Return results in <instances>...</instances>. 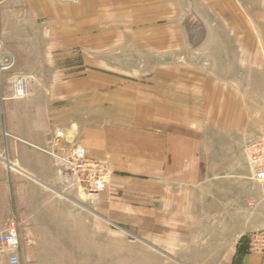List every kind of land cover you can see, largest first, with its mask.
<instances>
[{
    "label": "crops",
    "instance_id": "0c3cea01",
    "mask_svg": "<svg viewBox=\"0 0 264 264\" xmlns=\"http://www.w3.org/2000/svg\"><path fill=\"white\" fill-rule=\"evenodd\" d=\"M23 2L44 26L45 54L92 59L20 100L16 72L0 71V233L15 220L20 264L85 263V200L44 152L55 130L110 165L96 215L166 261L264 264L249 241L264 225L257 214L231 239L200 237L196 199L177 193L208 178V135L264 134V0ZM11 4L0 0V54L13 57L7 37L19 33L2 32Z\"/></svg>",
    "mask_w": 264,
    "mask_h": 264
},
{
    "label": "rangeland",
    "instance_id": "374dc122",
    "mask_svg": "<svg viewBox=\"0 0 264 264\" xmlns=\"http://www.w3.org/2000/svg\"><path fill=\"white\" fill-rule=\"evenodd\" d=\"M55 1L76 4L78 0ZM9 7L12 10L6 9L8 12L4 14L2 32L8 36L17 32L20 36L18 41L14 37L13 40L7 37V43L13 45L14 49L11 53L15 60L12 69L17 76L28 80V93L24 99L42 96L43 92H47L46 86L59 78L60 67L63 65L65 70L91 64L88 61L91 57L83 58L76 52H72V55L65 53L64 58L45 54L47 41L42 38V22L30 19L23 0H12ZM107 40L101 41L105 51L108 50ZM90 43L93 42H85L87 48ZM101 59L105 63L109 61L108 56ZM255 138L243 136L236 129L227 134L207 136L208 178L201 185L186 190L180 188L177 192L178 196L196 199V219L202 225L198 236H213L214 240L224 241L234 236L235 228L241 227V220L252 219L257 214L255 218L264 221V185L251 179L252 172L243 152L244 145ZM95 200L84 201V264H172L146 246L134 231L116 224L113 226L103 217H98L92 205ZM250 202L253 207L249 206ZM261 206L262 211H259ZM263 229L264 225L250 233L249 241L254 233Z\"/></svg>",
    "mask_w": 264,
    "mask_h": 264
},
{
    "label": "built area",
    "instance_id": "2783aa9c",
    "mask_svg": "<svg viewBox=\"0 0 264 264\" xmlns=\"http://www.w3.org/2000/svg\"><path fill=\"white\" fill-rule=\"evenodd\" d=\"M13 65L11 55H0V71L9 70ZM9 89L11 98L24 99L28 93V80L22 76H12ZM44 152L52 158L68 187L76 189L84 200H95L106 189L111 176L109 163L104 159L88 157L85 150L71 142L62 130L53 132L50 148ZM243 152L252 172L251 179L264 185V134L248 141ZM249 206L253 207L252 202ZM250 248L264 253V229L253 234ZM18 249L17 224L11 219L0 233V255H6L7 264H20Z\"/></svg>",
    "mask_w": 264,
    "mask_h": 264
},
{
    "label": "water",
    "instance_id": "95a60500",
    "mask_svg": "<svg viewBox=\"0 0 264 264\" xmlns=\"http://www.w3.org/2000/svg\"><path fill=\"white\" fill-rule=\"evenodd\" d=\"M6 164L10 166V164L8 162H6Z\"/></svg>",
    "mask_w": 264,
    "mask_h": 264
}]
</instances>
